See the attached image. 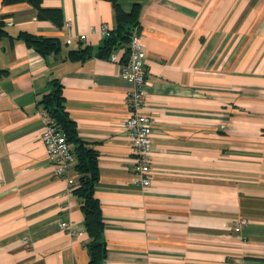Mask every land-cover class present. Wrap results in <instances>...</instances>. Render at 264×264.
<instances>
[{
  "label": "crops",
  "instance_id": "crops-1",
  "mask_svg": "<svg viewBox=\"0 0 264 264\" xmlns=\"http://www.w3.org/2000/svg\"><path fill=\"white\" fill-rule=\"evenodd\" d=\"M121 4L139 5L136 30L146 50L144 113L153 122L146 189L134 185L125 127L133 86L121 73L128 48L97 55L116 28L113 5L43 0V9L59 10V27L28 1L0 0V264L91 259L75 194L76 156L67 170L71 189L55 177L40 140L41 101L53 80L62 84L79 137L99 155L103 264H264V0ZM22 33L57 38L60 50L43 56ZM84 49L88 57H70ZM63 221L75 222L79 233L63 230Z\"/></svg>",
  "mask_w": 264,
  "mask_h": 264
},
{
  "label": "trees",
  "instance_id": "trees-1",
  "mask_svg": "<svg viewBox=\"0 0 264 264\" xmlns=\"http://www.w3.org/2000/svg\"><path fill=\"white\" fill-rule=\"evenodd\" d=\"M8 3L28 1L32 3L39 12V17L52 21L61 27L62 17L59 10H48L42 8L43 0H6ZM113 5L116 28L108 33L104 45L98 52V57L106 58L121 47L128 48L130 40L137 31L139 24L140 9L138 4H134L130 10H126L121 0H104ZM4 34L0 28V35ZM22 38L26 44L35 49L43 56L56 53L60 50V40L57 38H46L29 33H22ZM90 55L88 49L72 51L70 57L81 60ZM127 60V59H126ZM126 61H122L125 64ZM52 90L44 95L41 104L43 109L55 120L58 128L66 136L68 143L74 146L73 154L77 159L78 186L75 190L76 196L82 200V211L86 229L92 239L88 245L91 256L89 264H103L106 258V244L103 240L105 223L99 200L96 197V187L99 178L98 152L92 144L81 139L77 132L75 121L70 117L65 108V98L62 84L58 80L52 81Z\"/></svg>",
  "mask_w": 264,
  "mask_h": 264
},
{
  "label": "built area",
  "instance_id": "built-area-1",
  "mask_svg": "<svg viewBox=\"0 0 264 264\" xmlns=\"http://www.w3.org/2000/svg\"><path fill=\"white\" fill-rule=\"evenodd\" d=\"M67 28L71 23H66ZM104 34L107 29H104ZM80 40L86 38L85 35L79 36ZM73 39L71 38L70 41ZM146 50L140 34L135 31L130 43L129 54L125 64L121 66L122 76L127 78L133 84L132 89L127 94V103L129 107V117L125 122L126 132L133 146V154L136 158L137 176L134 179V185L141 189H146L152 183V135L153 122L148 115L144 113L147 97V71L145 69ZM116 59L115 56L112 57ZM39 115L44 120V129L40 135V140L46 148L48 161L54 165V175L57 178L68 181L71 189H74L75 182L67 176V170L74 159L71 146L66 136L58 128L55 120L42 109ZM246 224L242 221L236 227V232L241 231V227ZM63 230L71 235H77L79 230L76 223L72 221H63L60 224Z\"/></svg>",
  "mask_w": 264,
  "mask_h": 264
}]
</instances>
